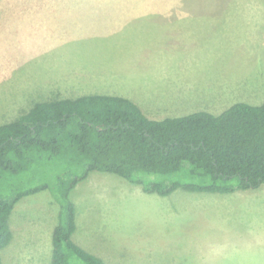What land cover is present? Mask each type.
I'll return each mask as SVG.
<instances>
[{"label":"rangeland","instance_id":"374dc122","mask_svg":"<svg viewBox=\"0 0 264 264\" xmlns=\"http://www.w3.org/2000/svg\"><path fill=\"white\" fill-rule=\"evenodd\" d=\"M83 94L126 97L151 119L264 102V0H0V124ZM70 198L73 239L105 264H203L231 244L264 253V184L160 196L90 171ZM52 202L41 191L14 204L1 264H50Z\"/></svg>","mask_w":264,"mask_h":264},{"label":"trees","instance_id":"16d2710c","mask_svg":"<svg viewBox=\"0 0 264 264\" xmlns=\"http://www.w3.org/2000/svg\"><path fill=\"white\" fill-rule=\"evenodd\" d=\"M90 171L113 173L146 193L227 194L264 184V102H236L219 114L151 119L132 100L83 94L34 102L0 124L1 250L23 197L47 191L56 205L50 264H105L76 243L70 192Z\"/></svg>","mask_w":264,"mask_h":264},{"label":"crops","instance_id":"0c3cea01","mask_svg":"<svg viewBox=\"0 0 264 264\" xmlns=\"http://www.w3.org/2000/svg\"><path fill=\"white\" fill-rule=\"evenodd\" d=\"M173 38L179 39L178 36H174ZM172 44L174 43L169 45ZM208 252H211L212 256L209 254L207 258H204L202 261L203 264L211 262H213V264H224V262H227V264H264V253L261 256H258L256 251H251V249L246 247H237L233 244L223 245L220 248H214L210 251L208 250Z\"/></svg>","mask_w":264,"mask_h":264}]
</instances>
